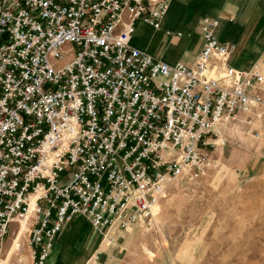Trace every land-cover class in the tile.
Here are the masks:
<instances>
[{
    "label": "built area",
    "instance_id": "2783aa9c",
    "mask_svg": "<svg viewBox=\"0 0 264 264\" xmlns=\"http://www.w3.org/2000/svg\"><path fill=\"white\" fill-rule=\"evenodd\" d=\"M172 1L0 0V258L30 215L31 264H46L81 215L101 235L99 259L154 225L176 179L217 165L225 127L264 115V72L229 63L218 19H202L191 64L132 45L139 20L163 30ZM65 44L72 58L52 63Z\"/></svg>",
    "mask_w": 264,
    "mask_h": 264
},
{
    "label": "rangeland",
    "instance_id": "374dc122",
    "mask_svg": "<svg viewBox=\"0 0 264 264\" xmlns=\"http://www.w3.org/2000/svg\"><path fill=\"white\" fill-rule=\"evenodd\" d=\"M178 12L170 5L159 31L139 20L132 45L172 64L184 62L202 36L193 19L189 34L174 39L176 30H185ZM164 30L174 35L169 37ZM216 32L218 38L232 35L226 22ZM71 48L65 44L62 58L51 59L52 63L70 60ZM248 120L222 130L227 142L214 153L217 165L199 178L176 179L155 207L154 225H135L125 232L118 245L109 248L113 257L108 264H264V115ZM19 229L13 224L0 264ZM27 237L26 232L5 264L32 263ZM100 237L83 216L76 215L56 239L46 264H79L78 252L91 253ZM91 256L84 255L80 264H92ZM102 257L99 262H106Z\"/></svg>",
    "mask_w": 264,
    "mask_h": 264
},
{
    "label": "crops",
    "instance_id": "0c3cea01",
    "mask_svg": "<svg viewBox=\"0 0 264 264\" xmlns=\"http://www.w3.org/2000/svg\"><path fill=\"white\" fill-rule=\"evenodd\" d=\"M171 8L179 11V25L183 26L185 30L176 31L181 32L182 36L189 34L187 33L189 24L193 19L198 21L199 30L202 19L207 16L218 19L219 26L226 22L232 34L231 38L218 39L221 42L235 44L229 63L242 70H249L254 64H258L264 72V0H173ZM202 46L203 38L199 40L191 56L184 62L193 63ZM118 242L113 247H116ZM98 243L99 241H94L90 262L93 260L92 264H108V260L111 262V257H113L108 251L112 247L104 249L102 246V249L105 250L101 255L102 259L107 258V260L99 262L101 256L97 259L96 253L100 246ZM97 245L99 246L97 247ZM91 253L88 250L78 252L76 259L79 264L83 263L84 255H91Z\"/></svg>",
    "mask_w": 264,
    "mask_h": 264
},
{
    "label": "bare ground",
    "instance_id": "6f19581e",
    "mask_svg": "<svg viewBox=\"0 0 264 264\" xmlns=\"http://www.w3.org/2000/svg\"><path fill=\"white\" fill-rule=\"evenodd\" d=\"M33 206H34V199L32 200V203H31V209ZM29 221H30V215L28 216V218L20 220V229L18 233L16 234V236L10 242L9 248L6 250V253H5V257L2 259L4 264L8 261L10 256L15 251L16 247L18 246V243L20 242L21 237L26 234L28 230ZM0 261H1V258H0Z\"/></svg>",
    "mask_w": 264,
    "mask_h": 264
}]
</instances>
